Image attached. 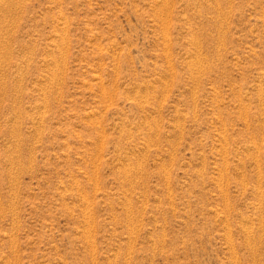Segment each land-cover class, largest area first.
I'll list each match as a JSON object with an SVG mask.
<instances>
[{
	"label": "rangeland",
	"instance_id": "rangeland-1",
	"mask_svg": "<svg viewBox=\"0 0 264 264\" xmlns=\"http://www.w3.org/2000/svg\"><path fill=\"white\" fill-rule=\"evenodd\" d=\"M0 264H264V0H0Z\"/></svg>",
	"mask_w": 264,
	"mask_h": 264
}]
</instances>
